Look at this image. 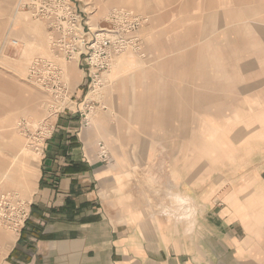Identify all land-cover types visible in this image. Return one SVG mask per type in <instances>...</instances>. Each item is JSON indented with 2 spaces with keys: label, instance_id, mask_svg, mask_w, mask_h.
<instances>
[{
  "label": "crops",
  "instance_id": "crops-1",
  "mask_svg": "<svg viewBox=\"0 0 264 264\" xmlns=\"http://www.w3.org/2000/svg\"><path fill=\"white\" fill-rule=\"evenodd\" d=\"M219 2L209 0L205 9L246 24L232 20L210 41L203 26L197 47L185 37L175 42L186 51L183 58L166 59L172 66L166 86L134 95L127 88L107 91L106 108L93 113L87 128L67 113L57 116L58 127L28 181H15L31 211L21 232L0 229V264H264V0H221L223 8ZM208 47L220 49L217 57L231 66L216 59L220 72L209 79L205 68L212 58L201 52ZM191 48L199 49L204 69L197 89L191 86ZM224 72L230 88L218 78ZM230 96V109L223 110ZM211 97L220 98L214 121L230 131L214 140L192 138L191 114L198 107L206 122ZM30 104L24 90L0 88V176L21 143L12 124ZM223 112L234 114L230 123ZM155 125L182 129V135L143 136V128ZM131 126L141 133L117 136L116 130ZM173 186L202 211L200 230L190 238L154 212L155 193Z\"/></svg>",
  "mask_w": 264,
  "mask_h": 264
},
{
  "label": "rangeland",
  "instance_id": "rangeland-1",
  "mask_svg": "<svg viewBox=\"0 0 264 264\" xmlns=\"http://www.w3.org/2000/svg\"><path fill=\"white\" fill-rule=\"evenodd\" d=\"M208 3L209 0H0V88H20L31 100L30 110L16 115L12 124V130L21 143L16 150L15 161L6 168L5 176H0V188L17 192L22 199L29 201L19 186L28 181L30 168L38 164L40 153L44 152V143L53 136L47 139L43 137L42 147L36 149L31 147V136L28 138V131L24 129L26 127L30 132L37 133L46 113V104H42L46 101L49 103L51 94L54 95V91L46 90L38 78L45 79L49 89L56 87L66 91L67 99L70 97L76 104L77 111L65 109L59 111L57 116L67 113L78 120L81 128H87L94 123L93 113L106 108L104 96L107 91L127 88L134 95L136 89L155 90L161 83L166 86L168 75L172 73V66L167 64L166 59L183 58L186 51V48L173 47L175 42L185 37L189 41L194 40L193 46L197 47L198 31L203 26L207 27L206 38L210 41L218 35L216 30L232 20H237V24H246L245 18L214 17L211 14L215 8L205 9ZM109 30L119 33L117 39L123 46L108 48L105 47L110 43L107 38L94 39L91 43H95V49L87 54L84 47L89 35L93 34L94 37L101 31ZM191 49L187 50L196 52L191 60V86L197 89L203 66L199 49ZM204 51L206 56L210 52L209 57L212 58L205 68L207 78H215V69L220 72L221 68L215 64L216 59L221 60L217 57L221 50L208 47L202 48L201 52ZM228 52L223 50L225 54ZM225 61L227 59L223 58L220 65L230 68ZM74 69L79 73L75 75V81ZM218 78L222 81L225 79L223 88L231 87L229 74L219 73ZM210 84L213 85L214 80L207 83ZM71 90H75L76 94ZM233 98L237 99L236 96ZM216 99L220 104L219 97H211L207 104L206 122L202 120L198 107L192 112V138L201 136L214 140V137L228 135L230 130L222 129L214 121ZM231 99V96L224 97L223 110L230 109ZM193 100L196 104L199 101L198 97H192ZM46 115L50 119L49 109ZM120 115L115 112L113 116L118 118ZM232 115L223 112L226 122L230 123ZM57 116L53 123L54 133L58 127ZM164 127L155 125V128H143V136L182 135V129L170 125ZM116 132L117 136L122 133L134 135L135 132L141 133V130L131 126ZM102 141L100 139L98 144L100 155L107 161L108 148ZM21 157L23 161L20 162ZM30 207L31 203L29 216ZM0 229L8 231L2 225Z\"/></svg>",
  "mask_w": 264,
  "mask_h": 264
},
{
  "label": "built area",
  "instance_id": "built-area-1",
  "mask_svg": "<svg viewBox=\"0 0 264 264\" xmlns=\"http://www.w3.org/2000/svg\"><path fill=\"white\" fill-rule=\"evenodd\" d=\"M104 30V29H101ZM91 33V32H90ZM89 34V33H88ZM119 33L117 31H101L100 34L89 35V39H87V43L85 44V52L90 54L92 50H94L95 43H91L94 39L99 40L102 38H107L110 42L105 47H122L123 44L119 42L117 39V35ZM14 42V40H12ZM107 56V55H106ZM109 65V64H108ZM38 81L41 82V85L48 91H54V95H52V100L47 101L45 106V117L40 121L37 133L30 132L27 130L28 128L24 127L25 131H28V138L31 136V147L39 148L42 147V142H44L43 137L46 139L51 137L54 133V120L56 119L57 113L61 110L68 109L69 111H77L76 104L73 103L71 98L67 99L66 91L63 92V89H49L45 79L38 78ZM58 81L56 80V83ZM48 109L51 113L50 119L46 115L48 113ZM47 116V118H46ZM54 123V124H53ZM24 125V124H23ZM29 206L30 202L22 199L17 192L13 191H5L0 189V225L5 226L6 228L14 231L21 232L24 224L29 217Z\"/></svg>",
  "mask_w": 264,
  "mask_h": 264
},
{
  "label": "clouds",
  "instance_id": "clouds-1",
  "mask_svg": "<svg viewBox=\"0 0 264 264\" xmlns=\"http://www.w3.org/2000/svg\"><path fill=\"white\" fill-rule=\"evenodd\" d=\"M158 202L154 212L170 223L182 227V235L192 237L200 230L201 208L193 197L178 187H169L157 191Z\"/></svg>",
  "mask_w": 264,
  "mask_h": 264
}]
</instances>
